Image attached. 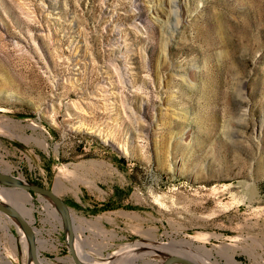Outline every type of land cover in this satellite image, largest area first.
Segmentation results:
<instances>
[{
	"label": "rangeland",
	"instance_id": "rangeland-1",
	"mask_svg": "<svg viewBox=\"0 0 264 264\" xmlns=\"http://www.w3.org/2000/svg\"><path fill=\"white\" fill-rule=\"evenodd\" d=\"M0 160L83 262L264 264V0H0ZM0 189L72 263L54 204ZM10 219L0 264H33Z\"/></svg>",
	"mask_w": 264,
	"mask_h": 264
},
{
	"label": "water",
	"instance_id": "water-1",
	"mask_svg": "<svg viewBox=\"0 0 264 264\" xmlns=\"http://www.w3.org/2000/svg\"><path fill=\"white\" fill-rule=\"evenodd\" d=\"M0 183L6 186L20 188L30 193H34L46 197L54 204L56 210L59 212L60 217L62 219L63 227L67 234V244L73 260L72 263H56V264H90L80 260L74 252V247H73L74 235H73V225H72L70 211L66 203L60 197H58L53 191L49 190L48 188H45L37 184L23 182L18 178L3 172H0ZM0 212L4 213L8 217L14 218L21 227L28 242L29 256L30 259L32 260V263L43 264L38 259V253L36 248V236L34 233V229L29 224V222L25 218H23L14 207L1 202H0ZM159 264H197V263L184 255L170 254L164 256L163 260Z\"/></svg>",
	"mask_w": 264,
	"mask_h": 264
},
{
	"label": "bare ground",
	"instance_id": "bare-ground-1",
	"mask_svg": "<svg viewBox=\"0 0 264 264\" xmlns=\"http://www.w3.org/2000/svg\"><path fill=\"white\" fill-rule=\"evenodd\" d=\"M11 168H12V165L10 164V163H8V162H4L3 160H0V169L1 170H3V171H5L6 173L7 172H9V171H11ZM15 177V176H14ZM16 178H18V177H16ZM19 180H21V181H23V179H21V178H18ZM25 181V180H24ZM56 187H57V184L55 185V189H56ZM22 194H23V197H24V199H25V202L27 203V204H29V207L28 206H26V204L25 203H23L22 204V206H23V209L22 210H17L14 206H12V207H14L17 211H18V213L23 217V218H25L26 219V217H27V211L29 212V218L30 219H28V220H33L34 218V210H35V208L33 207V204H32V202H31V196L29 195V193H27V192H24V191H22L21 192ZM10 195H9V193L5 190V189H0V198H6V199H8L10 202H13L14 200L11 198V197H9ZM44 200V199H43ZM46 202V201H45ZM44 204V203H43ZM38 211V213L40 214V219H41V221L42 222H49V223H51V225L52 226H55V222H57V221H59V217H58V215H57V213H56V211L52 208V206L49 204V203H45L42 207H41V210H37ZM26 214H25V213ZM26 216V217H25ZM72 219V218H71ZM27 220V219H26ZM27 220V221H28ZM84 220V218L83 217H77L76 218V221H78V222H82ZM10 221H11V223L13 222L14 224H17L16 223V221H14V220H12V219H10ZM73 221H75V219H74V217H73V219H72V223H73ZM29 222V221H28ZM30 223V222H29ZM34 230H35V228H33ZM19 232H20V235H21V242H22V246H23V250H24V252L25 251H28V242H27V239H26V237L24 236V234H23V232H22V230L19 228ZM36 232V233H35ZM34 233H35V235H37L38 233H39V230H35L34 231ZM24 236V237H23ZM190 239L191 240H195L194 239V237H190ZM25 241H26V243H25ZM46 241V240H45ZM188 241V242H187ZM183 243H190V240H183L182 241ZM75 243V242H74ZM77 248V247H76ZM164 249H168L167 250V252L169 251V252H175L176 251V249H174L173 248V246H172V244H171V246H169V245H165L164 246ZM153 250V249H152ZM151 250V252H149L148 254H155V250L156 249H154V251H152ZM76 251H77V254H78V256L80 257V258H82L81 257V255H83V254H81V252L79 251V249L77 248L76 249ZM177 251H178V249H177ZM85 254V253H84ZM88 255V254H87ZM180 255H182V254H180ZM116 256V257H115ZM164 256H166V254H163L162 255V258L164 257ZM184 256H186V255H184ZM125 257H127L126 255H123V256H121V254L120 255H117V253H113V255L111 256V255H109L108 256V258H110L111 260L110 261H107V262H104L103 264H121V262L123 261V258H125ZM186 257H188V256H186ZM127 259V258H126ZM134 259H131L130 261H133ZM162 259H160V261H161ZM97 261V260H96ZM159 261V262H160ZM194 261V260H193ZM195 262V261H194ZM135 263V262H134ZM132 264V263H131Z\"/></svg>",
	"mask_w": 264,
	"mask_h": 264
}]
</instances>
